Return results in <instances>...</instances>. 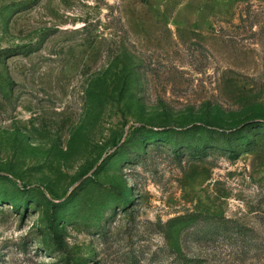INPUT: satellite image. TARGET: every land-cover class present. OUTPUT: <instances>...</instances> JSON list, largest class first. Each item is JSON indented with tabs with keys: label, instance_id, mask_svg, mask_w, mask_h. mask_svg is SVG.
Returning a JSON list of instances; mask_svg holds the SVG:
<instances>
[{
	"label": "rangeland",
	"instance_id": "1",
	"mask_svg": "<svg viewBox=\"0 0 264 264\" xmlns=\"http://www.w3.org/2000/svg\"><path fill=\"white\" fill-rule=\"evenodd\" d=\"M192 215L264 238V0H0V264H264Z\"/></svg>",
	"mask_w": 264,
	"mask_h": 264
},
{
	"label": "trees",
	"instance_id": "2",
	"mask_svg": "<svg viewBox=\"0 0 264 264\" xmlns=\"http://www.w3.org/2000/svg\"><path fill=\"white\" fill-rule=\"evenodd\" d=\"M192 129H186L181 132H189ZM238 130L240 131V129ZM182 137L184 139L188 138L187 136ZM142 140L143 138L141 141ZM227 146L233 147V144L230 142L227 143ZM230 151L234 152V149H230ZM123 201L121 205H126V198H124ZM172 221H174L175 226L178 227L176 233L179 230V233L182 232L184 238L188 241L197 244L220 241L228 243L231 247L230 250H233L234 253L238 255L240 261L254 256L260 257L261 254H264V238L256 235L252 230H249V228L243 226L234 219L225 218L221 215H192L179 216ZM179 246L178 243V247ZM209 263V259H207L205 255L200 253L190 256L180 250L179 247L172 264Z\"/></svg>",
	"mask_w": 264,
	"mask_h": 264
}]
</instances>
